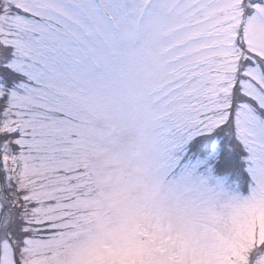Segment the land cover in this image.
<instances>
[{
	"label": "snow or ice",
	"instance_id": "snow-or-ice-1",
	"mask_svg": "<svg viewBox=\"0 0 264 264\" xmlns=\"http://www.w3.org/2000/svg\"><path fill=\"white\" fill-rule=\"evenodd\" d=\"M0 264H264V0H0Z\"/></svg>",
	"mask_w": 264,
	"mask_h": 264
}]
</instances>
